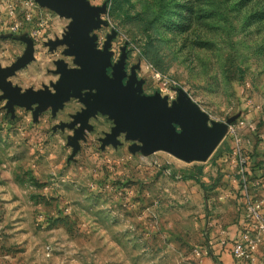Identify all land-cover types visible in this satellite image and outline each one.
Here are the masks:
<instances>
[{
	"label": "rangeland",
	"instance_id": "1",
	"mask_svg": "<svg viewBox=\"0 0 264 264\" xmlns=\"http://www.w3.org/2000/svg\"><path fill=\"white\" fill-rule=\"evenodd\" d=\"M89 1L107 6L98 48L115 33L112 61L125 47L143 94L165 96L166 77L211 122L234 121L207 161L189 163L132 152L125 134L102 147L114 123L99 113L74 154V131L59 125L81 111L79 100L34 119L0 99V264H226L208 245L213 234L264 264V0ZM70 22L35 0H0V66L24 55L22 36L35 48L14 85L51 87L57 60L75 66L66 46L47 45Z\"/></svg>",
	"mask_w": 264,
	"mask_h": 264
},
{
	"label": "water",
	"instance_id": "2",
	"mask_svg": "<svg viewBox=\"0 0 264 264\" xmlns=\"http://www.w3.org/2000/svg\"><path fill=\"white\" fill-rule=\"evenodd\" d=\"M35 1L71 19L63 38L50 40L47 45L51 50L66 46L64 55L73 57L75 66L70 67L64 59L57 60L53 73L59 78L51 87L23 91L9 79L34 60L35 48L28 36L19 38L27 45L24 55L8 67L0 66V99L6 101L8 112L14 115L16 107L25 108L38 119L40 113L50 109L56 116L68 102L77 99L84 107L72 115V122L59 125L74 131L69 139L74 154L86 130L93 129L90 119L101 113L114 123L111 132L101 139L102 147L118 146V137L125 134L126 140L136 142L129 148L132 152L151 155L164 151L189 163L205 162L212 156L234 119L211 122L210 116L182 89L172 101L160 92L143 94L144 81L137 75L139 66H133L130 74L126 70L125 47L120 59L112 61L110 47L115 33L107 37L102 49L97 46L98 36L93 32L105 24L101 15L107 10L106 4L94 6L89 0Z\"/></svg>",
	"mask_w": 264,
	"mask_h": 264
},
{
	"label": "built area",
	"instance_id": "3",
	"mask_svg": "<svg viewBox=\"0 0 264 264\" xmlns=\"http://www.w3.org/2000/svg\"><path fill=\"white\" fill-rule=\"evenodd\" d=\"M32 7V4L30 5ZM13 12H11V15ZM15 27V26H14ZM11 27L10 31L12 33L16 32V28ZM9 32V34L11 33ZM11 33V34H12ZM34 36H36V33H33ZM159 79L161 82V92L164 93L166 96H168L169 100H175L177 98V93L173 90H169V80L166 77H160ZM171 86V85H170ZM232 255L235 260L242 261V260H254V256L252 254V251L246 250L244 245L240 241H236L234 245H232Z\"/></svg>",
	"mask_w": 264,
	"mask_h": 264
},
{
	"label": "crops",
	"instance_id": "4",
	"mask_svg": "<svg viewBox=\"0 0 264 264\" xmlns=\"http://www.w3.org/2000/svg\"><path fill=\"white\" fill-rule=\"evenodd\" d=\"M5 35H6L5 33L0 34V38H3ZM229 235L230 234H228V236ZM208 243H209L208 245L212 249H214V253L216 255H219V256L221 255V257H220L221 260L225 259L224 261L226 262V264H234L233 262L235 259H234L233 255L231 254L232 251L230 252V250H229L230 242H228L227 238H225L224 236H214V234H213L212 240L209 239ZM231 250H232V244H231ZM259 260H260V258L255 257L253 264H258ZM235 261H237V260H235ZM263 261H264V259H263Z\"/></svg>",
	"mask_w": 264,
	"mask_h": 264
},
{
	"label": "trees",
	"instance_id": "5",
	"mask_svg": "<svg viewBox=\"0 0 264 264\" xmlns=\"http://www.w3.org/2000/svg\"><path fill=\"white\" fill-rule=\"evenodd\" d=\"M193 179H197L196 177H193Z\"/></svg>",
	"mask_w": 264,
	"mask_h": 264
}]
</instances>
